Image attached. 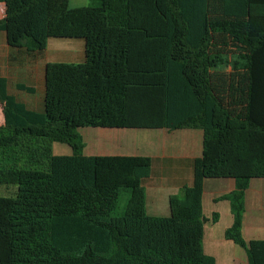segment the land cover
Masks as SVG:
<instances>
[{
    "label": "trees",
    "instance_id": "16d2710c",
    "mask_svg": "<svg viewBox=\"0 0 264 264\" xmlns=\"http://www.w3.org/2000/svg\"><path fill=\"white\" fill-rule=\"evenodd\" d=\"M0 3L18 59L44 54L52 38L85 42L83 62L46 64L43 111L0 73V186L10 191L0 196V264H216L203 246V194L220 178L236 181L222 198L234 216L226 239L264 264V239L242 235L246 190L264 179V0ZM85 127L204 131L194 182L170 197V216L147 213L152 158L87 156ZM53 143L73 153L54 155ZM123 195L124 214L112 216Z\"/></svg>",
    "mask_w": 264,
    "mask_h": 264
},
{
    "label": "crops",
    "instance_id": "0c3cea01",
    "mask_svg": "<svg viewBox=\"0 0 264 264\" xmlns=\"http://www.w3.org/2000/svg\"><path fill=\"white\" fill-rule=\"evenodd\" d=\"M0 14L3 15L0 17L1 20L5 17L3 3H0ZM71 41L83 40L71 39ZM49 42L44 54L37 56L23 54L19 57L22 62H19L18 52L10 50L6 34L0 33V73L8 80V91L28 108L36 111L44 109L46 64L80 63L85 59L84 41L81 55L73 50H61L65 54L58 59H55V54L50 53ZM9 57H12L11 61ZM220 69L228 70V67L224 66ZM20 75L24 76L26 81H17ZM18 84L32 87L35 92L30 94L19 91ZM37 92L38 96H34ZM22 93L28 95L23 96L27 97L26 99L21 96ZM4 123V104L0 100V126ZM101 129L103 133L98 135L94 133L89 146L84 143V154L151 157L152 171L144 181L147 213L157 217L170 216V197L179 194L182 187L191 186L194 182L193 165L194 161L203 155L204 131L193 128ZM139 137L144 143L137 146L132 140H137ZM95 138L104 139L108 143L105 145L93 143L96 141ZM235 188L236 181L230 178L206 179L204 183L203 212L208 221L205 224L203 246L205 253L216 259V264H249L246 251L225 237V231L232 226L234 216L230 201L222 198L232 193ZM214 215H217L216 221L213 220ZM242 235L247 242L264 239V179L262 178L253 179L246 190Z\"/></svg>",
    "mask_w": 264,
    "mask_h": 264
},
{
    "label": "rangeland",
    "instance_id": "374dc122",
    "mask_svg": "<svg viewBox=\"0 0 264 264\" xmlns=\"http://www.w3.org/2000/svg\"><path fill=\"white\" fill-rule=\"evenodd\" d=\"M99 0H71L70 5L72 7H77V6H88V5H94L96 3H98ZM3 15L0 14V17H2ZM49 47H50V53L55 54L56 58L58 59L62 56L61 50L65 51V50H73L76 54H80L81 55V51L84 50V42L83 41H71L68 39H60V38H52L50 39L49 42ZM67 63V62H66ZM17 80V79H16ZM17 81H26V79H24V76H19ZM40 95V94H39ZM23 96H28L24 93H22L21 95ZM34 96H38V92L35 93ZM33 96V97H34ZM25 98V97H23ZM27 98V97H26ZM25 98V99H26ZM101 128H94V127H85V128H80L78 129L79 134L82 136L83 141L86 145L89 146V144L91 143V137H94V133L96 135L103 133L101 130ZM103 130H109V129H103ZM105 134V133H104ZM109 134V133H108ZM93 135V136H92ZM96 139V138H95ZM93 141V139H92ZM132 142L134 144H136L137 146L141 145L142 143H144V140H142V138H138L137 140H132ZM93 143H101V145L104 143H108L107 141H104V139H96V141H94ZM52 153L54 155H70L73 153L71 147L67 144L64 143H53L52 145ZM84 153V150H83ZM38 168H40L38 166ZM0 196H10V191L7 190L5 187L0 186ZM127 199H128V195H123L120 198L119 201V205L118 208L112 213V216H121L124 214L125 209H126V204H127ZM239 250H242L241 248L237 247Z\"/></svg>",
    "mask_w": 264,
    "mask_h": 264
}]
</instances>
